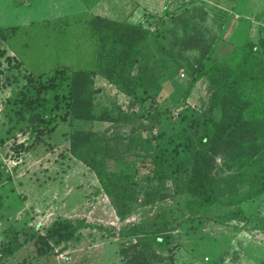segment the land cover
I'll list each match as a JSON object with an SVG mask.
<instances>
[{
    "label": "rangeland",
    "instance_id": "rangeland-1",
    "mask_svg": "<svg viewBox=\"0 0 264 264\" xmlns=\"http://www.w3.org/2000/svg\"><path fill=\"white\" fill-rule=\"evenodd\" d=\"M142 1L120 0L119 11L105 3L91 12L85 7L87 0H0V27H18L14 33L7 32L6 41L0 37V264H123L119 253L122 230L136 225L153 229L188 218V195H170L152 205H143L146 190L169 193L173 190L171 181L158 178L149 160L144 159L152 152L156 136L162 135V126L165 127L145 114L153 111L151 103L163 106L164 123L171 128L180 113L208 109L211 90L206 80H200L190 93L186 91L190 63L197 56L194 51H184L185 67L174 66V79L157 68L158 87L163 90L152 91L153 97L136 104L101 73L94 75V109L103 116L95 129H108V135L114 134L118 145L122 138L132 145L128 152L120 149L130 154L126 160L134 165L129 167V163L119 161L120 168L126 174L135 173L138 181L136 209L125 219L116 215L95 172L71 154L69 123L60 122L45 143L26 148L31 142L28 141L31 125L42 106L22 113L26 104L21 101L23 92L29 94L30 82L47 78L57 69L95 68L98 46L88 25L93 14L124 19L139 10L140 16L134 17V21L150 25L167 48L177 50L173 35H160L163 29L160 23L165 21L166 28L171 27L173 16L192 6L208 12L204 24L210 35L219 32L241 45L249 39L258 41L264 34V0H150L151 3H144L147 8H143ZM143 12L151 16L142 18ZM146 49L153 56L152 64L157 66L162 52L153 35ZM52 95L54 92L49 90L43 96ZM138 97L142 99L144 93L139 91ZM258 199L264 203L262 197ZM259 200L250 204V210ZM221 212L207 209L202 214L204 218H213ZM59 217L84 218L93 226L81 229L64 249L55 247L49 254L36 256L33 242L37 233H43ZM100 225L111 228L116 236L100 230ZM208 225L205 223L192 233V243L183 249L177 264H205V254L214 258L227 248V264H256L264 258V234L239 231L241 224L235 223L232 226L236 229H229L230 232ZM249 241L255 245L251 250L256 258L247 251L244 253L243 246Z\"/></svg>",
    "mask_w": 264,
    "mask_h": 264
},
{
    "label": "trees",
    "instance_id": "trees-1",
    "mask_svg": "<svg viewBox=\"0 0 264 264\" xmlns=\"http://www.w3.org/2000/svg\"><path fill=\"white\" fill-rule=\"evenodd\" d=\"M207 15L203 8L192 6L173 16L171 27L166 28L165 21L160 23L164 29L160 35H173L177 50L167 48L150 25L93 14L88 25L98 46L95 68H60L47 78L30 82L29 94L23 92L21 101L26 104L22 113L42 106L31 125V142L26 148L45 143L60 122L69 123L71 154L95 172L116 215L125 219L136 209L138 181L135 173L126 174L120 168L122 163L134 167L131 160H126L130 154L120 149L128 152L132 145L124 143V138L118 145L114 134L108 135V129H95L103 116L94 109V75L101 73L136 104L153 97L152 91L163 90L158 87L157 68L174 79V66L185 67L184 51H194L197 56L190 63L186 91L190 93L200 80H206L211 90L209 106L205 111L180 113L169 128L164 123L165 108L150 104L154 109L145 116L165 127L162 126V135L156 136L152 152L144 159L149 160L158 178L171 181L173 190H146L143 205H152L170 195H188L189 214L183 223L188 226L193 222L188 227L191 233L203 228L208 219L225 224L230 230L236 229L232 226L235 223L241 224L239 231L264 233V203L258 199H264V34L258 41L249 39L237 45L219 32L210 35L204 24ZM17 30V26L0 27V37L6 41L7 32ZM152 35L162 52L157 66L152 64L153 56L146 49ZM49 90L54 95L46 98L43 95ZM139 91L144 93L142 99L138 97ZM257 200L260 203L250 210V204ZM207 209L222 212L204 218L202 211ZM90 226L93 225L84 218H56L43 233H37L33 242L36 256L49 254L55 247L64 249L81 229ZM98 228L112 236L117 234L102 225ZM175 230L170 222L153 229L136 225L122 230V260L125 264H176L183 234ZM228 254V249L222 250L214 258L209 257V263L227 264ZM257 264H264V258Z\"/></svg>",
    "mask_w": 264,
    "mask_h": 264
},
{
    "label": "crops",
    "instance_id": "crops-1",
    "mask_svg": "<svg viewBox=\"0 0 264 264\" xmlns=\"http://www.w3.org/2000/svg\"><path fill=\"white\" fill-rule=\"evenodd\" d=\"M123 1V0H122ZM133 1V0H132ZM113 2H114V4H113ZM105 3H109L110 5H108V6H110V7H114V8H116L117 9V11H119V6H120V0H87V3H86V5H85V7L88 9V11H91L92 12V10L94 9V8H99V7H103L104 6V4ZM144 3H151L150 2V0H143L142 1V4L144 5ZM128 7V6H127ZM214 6H212V8H213ZM143 8H147V5H144V7ZM130 11V10H129ZM139 10L134 14H129V15H127V16H125L124 17V19H127V20H129V21H131V22H136V21H134V17H139L140 16V14H139ZM97 14H99V13H97ZM100 15H103V14H100ZM104 16H107V17H110V18H114V19H123V18H120V17H111V16H108V15H104ZM117 16H119V15H117ZM151 16V14H149L148 16L147 15H145V12H143V14H142V18H149ZM144 24V23H143ZM145 25V24H144ZM195 223V225L197 226V223H196V221L194 222ZM205 223H206V225L207 224H209L208 225V227H215L216 225H217V227L218 226H220L218 229H221V230H223V231H227V232H230L229 231V227H227L225 224H222V223H218V222H215L214 220H211V219H208V220H206L205 221ZM174 226H176V230L174 231V232H182V234H183V236H182V238H181V240H182V246L180 247L181 249L176 253V256H175V258H176V264H177V262L179 261L180 262V260H181V258H182V251H183V249L184 248H186L189 244H191L192 243V238L191 237H193L192 236V233L190 232V230L191 229H189L188 227L189 226H192L193 225V222H190L189 223V225L187 226L186 225V223H183V222H179V223H174L173 224ZM210 231H216V230H213V229H210ZM242 231V230H241ZM190 232V233H189ZM244 232L246 233V232H248V231H245L244 230ZM256 233H259V231H254V232H250V234H256ZM261 233V232H260ZM261 234H264V233H261ZM191 236V237H190ZM252 246H255L254 244H252L251 243V241H249L245 246H243V248H244V253L247 251V252H249V253H251V254H254L255 256V258L257 257V255H256V253L253 251V250H251L252 249ZM258 248L257 249H259V248H261V247H259V246H257ZM263 247V246H262ZM227 249H229V248H227ZM250 254V255H251ZM120 257H121V255H120ZM211 258V256L209 255V254H205L204 255V261L206 262L205 264H210L209 263V259L208 258ZM207 258V259H206ZM121 260H120V262L121 263H123V264H125L124 263V261L122 260V257L120 258ZM259 262V261H258ZM119 264V263H118ZM257 264V263H256Z\"/></svg>",
    "mask_w": 264,
    "mask_h": 264
}]
</instances>
